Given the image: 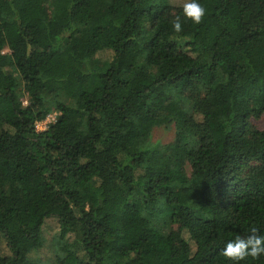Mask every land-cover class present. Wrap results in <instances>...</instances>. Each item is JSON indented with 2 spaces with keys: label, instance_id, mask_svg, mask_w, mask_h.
I'll use <instances>...</instances> for the list:
<instances>
[{
  "label": "trees",
  "instance_id": "1",
  "mask_svg": "<svg viewBox=\"0 0 264 264\" xmlns=\"http://www.w3.org/2000/svg\"><path fill=\"white\" fill-rule=\"evenodd\" d=\"M198 2L0 0V264H232L264 235V0Z\"/></svg>",
  "mask_w": 264,
  "mask_h": 264
},
{
  "label": "clouds",
  "instance_id": "2",
  "mask_svg": "<svg viewBox=\"0 0 264 264\" xmlns=\"http://www.w3.org/2000/svg\"><path fill=\"white\" fill-rule=\"evenodd\" d=\"M182 12L186 20H191L192 23L199 24L205 14V8L198 0H184ZM172 28L177 33L181 31L180 17H177L173 21ZM222 254L232 264H239L240 261L248 257L256 259L264 255V235L257 234V229L252 228L250 234L246 237L238 235L234 239L229 240L222 249Z\"/></svg>",
  "mask_w": 264,
  "mask_h": 264
},
{
  "label": "rangeland",
  "instance_id": "3",
  "mask_svg": "<svg viewBox=\"0 0 264 264\" xmlns=\"http://www.w3.org/2000/svg\"><path fill=\"white\" fill-rule=\"evenodd\" d=\"M175 3H184V0H174ZM112 57V52L110 50H107L104 54L100 55L98 58L100 59H110ZM98 62L95 58L91 59L88 63H86L84 65L85 69L91 68L94 65H96ZM13 74L14 76L17 78V80L19 81V88H22V83H21V78L18 74V72L14 69L13 70ZM21 96L22 99L24 101V103H27V96L25 93L21 92ZM47 104L52 108V110L50 111V113L47 115V117L43 120V121H39L36 124V127L38 130H44L47 128V126L49 125V123H51L52 121H54L58 115V112L53 109V98L52 96H47ZM254 123L256 126H258L259 128H263L264 127V117H261L260 119H255ZM152 139L155 142H159L161 144L163 143H167L173 140L174 136H175V129L172 126H161V127H156L153 131L152 134ZM187 169L189 170L190 167L188 166ZM158 226L161 229V232L168 234L171 230H173L174 228H176V225L173 224V222H171V220L168 218H163L160 219L159 222H157Z\"/></svg>",
  "mask_w": 264,
  "mask_h": 264
}]
</instances>
